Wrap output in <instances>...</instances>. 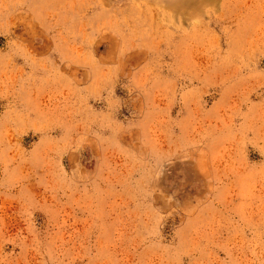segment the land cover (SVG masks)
<instances>
[{"label":"rangeland","instance_id":"rangeland-1","mask_svg":"<svg viewBox=\"0 0 264 264\" xmlns=\"http://www.w3.org/2000/svg\"><path fill=\"white\" fill-rule=\"evenodd\" d=\"M0 264H264V0H0Z\"/></svg>","mask_w":264,"mask_h":264}]
</instances>
